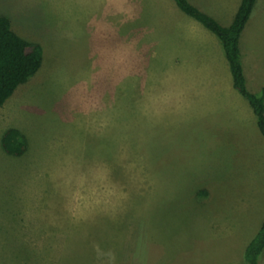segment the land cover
I'll list each match as a JSON object with an SVG mask.
<instances>
[{
    "label": "rangeland",
    "instance_id": "obj_1",
    "mask_svg": "<svg viewBox=\"0 0 264 264\" xmlns=\"http://www.w3.org/2000/svg\"><path fill=\"white\" fill-rule=\"evenodd\" d=\"M133 1L0 0L43 49L0 108V264H244L264 221V137L167 88ZM9 128L24 155L3 149Z\"/></svg>",
    "mask_w": 264,
    "mask_h": 264
},
{
    "label": "crops",
    "instance_id": "obj_2",
    "mask_svg": "<svg viewBox=\"0 0 264 264\" xmlns=\"http://www.w3.org/2000/svg\"><path fill=\"white\" fill-rule=\"evenodd\" d=\"M241 1L189 0L223 26L232 24ZM263 2L258 0L240 42L247 86L254 93L264 87L262 61L256 56L252 34L262 30L258 29L261 24H257L260 19L258 15L263 11ZM133 11L137 42L144 40L139 47H150L153 57L163 59L159 62L164 65L161 73L170 77L168 83L172 85L167 88L198 95L200 107L204 111L229 110L232 107L230 110H235L239 122L247 129L252 127L250 133L254 138L255 127H258L256 116L248 100L233 85L229 62L219 38L201 22L183 12L174 0H134ZM249 62L254 63L253 74L249 72ZM221 98L226 103L224 106L220 105ZM257 138L260 140V137Z\"/></svg>",
    "mask_w": 264,
    "mask_h": 264
},
{
    "label": "trees",
    "instance_id": "obj_3",
    "mask_svg": "<svg viewBox=\"0 0 264 264\" xmlns=\"http://www.w3.org/2000/svg\"><path fill=\"white\" fill-rule=\"evenodd\" d=\"M187 15L201 22L221 41L229 62L233 85L245 97L256 116L257 126L264 137V87L251 92L244 74L241 52V36L258 0H242L231 25L223 26L215 18L201 11L189 0H174ZM43 49L40 44L20 36L8 16L0 15V108L15 94L17 89L33 78L41 69ZM8 154L22 156L27 152L25 134L18 128H9L1 139ZM264 253V221L255 237L243 252L244 264H262Z\"/></svg>",
    "mask_w": 264,
    "mask_h": 264
}]
</instances>
